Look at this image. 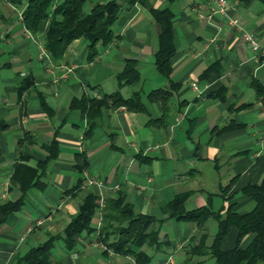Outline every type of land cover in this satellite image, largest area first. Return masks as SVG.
Here are the masks:
<instances>
[{
    "label": "crops",
    "instance_id": "obj_1",
    "mask_svg": "<svg viewBox=\"0 0 264 264\" xmlns=\"http://www.w3.org/2000/svg\"><path fill=\"white\" fill-rule=\"evenodd\" d=\"M103 1L87 0L83 11ZM227 3L228 13L254 32L264 47V0ZM201 4L205 9L199 16ZM166 6L174 12L175 53L169 78L154 65L159 26L150 12L151 7ZM215 10L214 0L135 3L112 25L113 40L96 43L94 56L88 57V42L77 38L62 57L53 58L44 47L48 19L31 32L22 22V8L0 0V202L20 196L12 174L21 146H26L25 162L32 167L45 158V145L55 132L59 146L57 157L42 173L39 169L40 185L31 187L21 209L0 224V264H13L16 256L50 234L62 233L88 192L99 196L91 222L94 229L79 234L71 248L56 240L47 252L49 264H137L133 256L117 254L98 240L105 200L119 193L136 212L157 218L165 217L161 205L182 192L188 193V210L210 205L224 217L230 203L239 213L251 209L253 201L240 189L264 177V90L257 94L253 85L256 81L264 87V56L251 50L241 30L229 26L225 15ZM127 58L136 60L140 79L119 87L116 74ZM213 63H218L219 73L201 78ZM26 76L34 85L19 95L17 87ZM171 82L177 88L165 103L147 100L151 90L168 89ZM116 90L123 97L139 91L144 109L103 106L97 124L85 135L87 119L70 108L71 100L83 95L100 98ZM219 91L221 95L215 96ZM81 152L88 161L82 171L75 160ZM90 178L101 184H87ZM233 178L231 188L222 193ZM216 229V219L208 218L207 243ZM237 233L236 227L229 230L222 249L235 246ZM197 236L194 223L168 219L160 225L159 237L171 241V246L141 249L152 257L147 264H161L172 250L183 251L184 264L185 257L193 256L188 251ZM252 237L245 236L241 246Z\"/></svg>",
    "mask_w": 264,
    "mask_h": 264
},
{
    "label": "trees",
    "instance_id": "obj_2",
    "mask_svg": "<svg viewBox=\"0 0 264 264\" xmlns=\"http://www.w3.org/2000/svg\"><path fill=\"white\" fill-rule=\"evenodd\" d=\"M10 4L22 8L21 19L25 28L31 32H37L43 20L48 19V28L44 35V47L53 58H60L67 50L70 43L77 38H83L88 42V57L94 56L95 45L100 42L104 45L110 43L113 38L112 25L118 19L123 9L133 6L135 3L146 4L150 0H104L94 3L87 12L83 11V5L87 0H7ZM174 1V0H169ZM153 20L159 26L158 46L154 52V65L157 71L169 78L171 73V59L175 53L173 41L174 12L170 6L164 8H150ZM218 63H213L201 74L205 79L213 74H218ZM119 87L135 84L140 79L136 60L127 58L123 69L116 74ZM33 79L29 76L23 78L17 87L21 95L33 87ZM257 94L264 87L253 81ZM177 85L171 82L170 88H157L147 94L148 101H160L165 103L176 91ZM222 91L216 92L220 96ZM212 94V93H211ZM44 105V102H43ZM243 104L238 108L248 106ZM103 106H124L129 110L142 111L144 102L139 91H135L129 97H123L119 90L106 93L100 98L81 96L73 98L70 108H77L88 122L85 135H88L97 124V117ZM23 139L19 145H23ZM47 154L42 161H38L36 167L26 164L29 158L26 146L20 147V160L15 164L13 179L18 183L20 196L15 200L0 202V224L6 218L24 204V198L31 187L39 186V178L47 165L57 155L59 146L55 136L45 145ZM76 166L82 171L88 165L84 153L75 156ZM39 169L41 173H39ZM234 178L222 187V193L226 194L233 184ZM240 191L253 201V206L246 212L239 213L234 210V203H230L226 214L221 217L218 212L212 210L210 205L186 209L185 200L187 192L176 194L170 201L161 205L164 218H157L151 214L136 212L133 205L123 193L115 198L105 200L103 208V223L98 231V240L105 247L117 254L133 256L137 264L150 263L152 257L141 249L143 245L153 249H161L171 246V241L159 237L160 225L168 220H187L195 224L199 230V236L190 242L189 253L191 255H209L215 264H264V177L259 183H248ZM99 208V196L88 192L79 205L78 211L65 226L62 233L50 234L41 244L34 246L25 253L15 257L13 264H49L47 252L56 240H63L67 248L74 246L76 237L85 231L94 229L91 222L96 210ZM213 217L217 221V229L207 243L205 223ZM232 227L238 230L236 244L233 248L222 249V242ZM114 233L113 240L109 236ZM252 234L251 241L241 246L242 239Z\"/></svg>",
    "mask_w": 264,
    "mask_h": 264
},
{
    "label": "built area",
    "instance_id": "obj_3",
    "mask_svg": "<svg viewBox=\"0 0 264 264\" xmlns=\"http://www.w3.org/2000/svg\"><path fill=\"white\" fill-rule=\"evenodd\" d=\"M214 1L216 3V10L215 11L220 12L223 15H225L227 24L229 26L234 27L238 30H241L242 37L251 50L258 52L261 56H264V47L260 46L258 39H257V36L254 34V32L245 29L237 17L232 16L228 13L229 5L227 3V0H214ZM200 9L201 10L205 9V5L201 4L199 6V10H198L199 16H202L203 14H202ZM193 86L196 87L195 84H193ZM92 183L101 184V182H99V181L97 182L96 180H94L92 178L87 180V184H92ZM35 223L40 224L41 220H36ZM161 264H173L172 255L171 254L167 255Z\"/></svg>",
    "mask_w": 264,
    "mask_h": 264
},
{
    "label": "rangeland",
    "instance_id": "obj_4",
    "mask_svg": "<svg viewBox=\"0 0 264 264\" xmlns=\"http://www.w3.org/2000/svg\"><path fill=\"white\" fill-rule=\"evenodd\" d=\"M129 88H131V87H129ZM128 94L130 95V92L126 93L125 96H127ZM208 242H210V240H208ZM171 255H172L173 259H175L177 261L176 264H180L183 262V251L172 250ZM181 255H182V257H181ZM203 258L204 257L198 256V255H193V256L189 255V257H187V258L185 257L184 264H209L208 260H210V262H214L210 256L205 257L204 262H202Z\"/></svg>",
    "mask_w": 264,
    "mask_h": 264
}]
</instances>
